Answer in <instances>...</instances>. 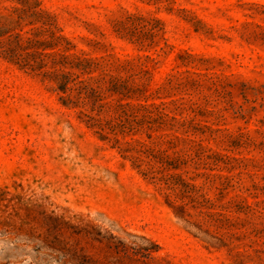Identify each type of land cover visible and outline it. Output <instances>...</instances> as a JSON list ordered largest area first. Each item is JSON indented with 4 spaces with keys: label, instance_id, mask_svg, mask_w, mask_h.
Wrapping results in <instances>:
<instances>
[{
    "label": "rangeland",
    "instance_id": "1",
    "mask_svg": "<svg viewBox=\"0 0 264 264\" xmlns=\"http://www.w3.org/2000/svg\"><path fill=\"white\" fill-rule=\"evenodd\" d=\"M264 264V0H0V264Z\"/></svg>",
    "mask_w": 264,
    "mask_h": 264
},
{
    "label": "trees",
    "instance_id": "2",
    "mask_svg": "<svg viewBox=\"0 0 264 264\" xmlns=\"http://www.w3.org/2000/svg\"><path fill=\"white\" fill-rule=\"evenodd\" d=\"M152 247L156 246L126 243L109 236L105 242V254L100 260L63 250H57L53 259L57 264H150Z\"/></svg>",
    "mask_w": 264,
    "mask_h": 264
}]
</instances>
